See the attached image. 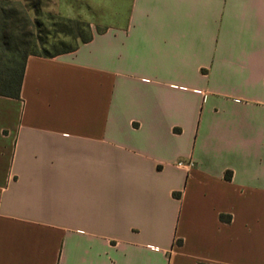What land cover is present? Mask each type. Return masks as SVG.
Returning <instances> with one entry per match:
<instances>
[{
    "label": "crops",
    "instance_id": "0c3cea01",
    "mask_svg": "<svg viewBox=\"0 0 264 264\" xmlns=\"http://www.w3.org/2000/svg\"><path fill=\"white\" fill-rule=\"evenodd\" d=\"M108 2L0 97V264H264V0Z\"/></svg>",
    "mask_w": 264,
    "mask_h": 264
},
{
    "label": "rangeland",
    "instance_id": "374dc122",
    "mask_svg": "<svg viewBox=\"0 0 264 264\" xmlns=\"http://www.w3.org/2000/svg\"><path fill=\"white\" fill-rule=\"evenodd\" d=\"M101 4L102 0H0V7L2 5L5 7L3 11L0 9V44L3 37H6L8 41L4 50L0 51V77L4 76L5 69L13 67L10 59L16 47L18 51L14 55L15 59L19 62L22 60V55L29 49L27 42L31 31L35 35L40 33L42 38L46 37L49 42L45 46V50L49 53L60 50L59 46L52 45L55 43V39L52 37L56 34L54 25L58 23L56 18L63 20L59 24L68 29L71 28L70 30H73L74 36L81 31L85 37L88 34L87 31L82 29L78 31L73 25L74 22L88 23L90 29L98 30L100 12L103 11V22L106 24L114 23L111 18L114 11H112V6L109 2L108 4ZM120 10L121 14L125 13L124 6H121ZM4 11L8 15H15L16 24H12L11 21L4 24L1 20ZM26 18H30L32 23L36 22L38 27L34 28L33 26L32 28L30 26L26 31H22ZM66 21H71V23ZM58 38H61V36ZM62 41L66 48H73L81 43V40L75 37H62Z\"/></svg>",
    "mask_w": 264,
    "mask_h": 264
},
{
    "label": "trees",
    "instance_id": "16d2710c",
    "mask_svg": "<svg viewBox=\"0 0 264 264\" xmlns=\"http://www.w3.org/2000/svg\"><path fill=\"white\" fill-rule=\"evenodd\" d=\"M0 9L1 11H3L5 10V7L2 5ZM1 20L4 22V24L8 23V21L9 22L11 21L12 24H16L17 22L15 15L14 14L8 15L6 11H4L3 17ZM56 20L58 21V23L54 25V27L56 28V34L52 37L55 39V43H53L52 45L59 46L60 50L49 53L48 51L45 50V46L49 42L46 39V37L42 38L40 33H37L35 35L32 33L33 31H31L28 36V42H27L29 49L22 55V60L19 62L17 59H15L14 55L18 51L16 47L14 51L12 52L11 59H10V61L13 63V67H8L7 69H5L6 71L4 73V76L0 77V97L19 99L22 80H23L24 71L26 67V62L30 56L52 58V57H55V56H58L64 53L72 52L76 50L80 44L88 43L92 39L91 29L88 23H84L80 21L74 22L73 25L78 29V31L82 29V30H86L88 33L87 36L85 37L82 35V32L79 31L74 36L73 30H70L71 28L68 29L64 27L63 25H60L61 22H63V20H60L58 18H56ZM66 22L71 23V21H66ZM30 26H32V28L34 26L35 28V27H38V24H36V22L32 23L30 18H26V21L22 27V31H26L27 29H29ZM60 36L61 38H58ZM62 37L63 38L64 37H75V38L80 39L81 43L73 48H66L62 41ZM1 41L2 42L0 44V51H3L8 41L6 37L5 38L3 37ZM230 177H231L230 173L225 175L226 180H229ZM178 243L181 244V241H179Z\"/></svg>",
    "mask_w": 264,
    "mask_h": 264
},
{
    "label": "built area",
    "instance_id": "2783aa9c",
    "mask_svg": "<svg viewBox=\"0 0 264 264\" xmlns=\"http://www.w3.org/2000/svg\"><path fill=\"white\" fill-rule=\"evenodd\" d=\"M177 165H178V166H182V167H183V164H182V163H178ZM189 165H191V164H189Z\"/></svg>",
    "mask_w": 264,
    "mask_h": 264
}]
</instances>
